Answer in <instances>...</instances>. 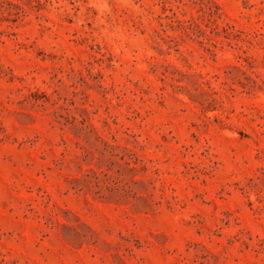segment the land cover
Instances as JSON below:
<instances>
[{
	"label": "rangeland",
	"instance_id": "374dc122",
	"mask_svg": "<svg viewBox=\"0 0 264 264\" xmlns=\"http://www.w3.org/2000/svg\"><path fill=\"white\" fill-rule=\"evenodd\" d=\"M0 264H264V0H0Z\"/></svg>",
	"mask_w": 264,
	"mask_h": 264
}]
</instances>
